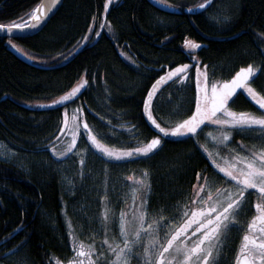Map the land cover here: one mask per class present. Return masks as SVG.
Returning a JSON list of instances; mask_svg holds the SVG:
<instances>
[{
    "label": "trees",
    "instance_id": "16d2710c",
    "mask_svg": "<svg viewBox=\"0 0 264 264\" xmlns=\"http://www.w3.org/2000/svg\"><path fill=\"white\" fill-rule=\"evenodd\" d=\"M40 1L0 0V23L26 21ZM162 1L183 8L202 0ZM103 3L63 0L38 33L0 37V143L28 157L23 161L0 157V262L52 264L66 247L67 225L77 228L72 208L79 190L74 193L49 150L50 144L59 147L66 137L59 131L65 109L70 114L81 108L83 119L101 140L134 147L135 142L157 135L142 101L151 83L163 74L161 66L167 71L178 64L198 63L203 71L207 65L208 71L216 69V73L208 72L210 80L228 79L247 63L264 69V0H216L197 15L166 13L147 0H115L104 13ZM105 16L111 31L99 26L106 23ZM89 26L101 35L89 33ZM186 38L200 42L201 48L187 49ZM10 46L23 49L36 65L19 59ZM82 77L89 83L76 97L45 105ZM251 83L264 92V71L258 70ZM159 94L153 113L158 122H164ZM3 96L7 97L1 100ZM228 106L258 110L242 92ZM198 137L202 141V134ZM196 148L193 138L168 140L158 166L154 155L142 165L151 171L160 168L167 173V182L186 184L198 163L193 160Z\"/></svg>",
    "mask_w": 264,
    "mask_h": 264
},
{
    "label": "snow or ice",
    "instance_id": "6c2138e0",
    "mask_svg": "<svg viewBox=\"0 0 264 264\" xmlns=\"http://www.w3.org/2000/svg\"><path fill=\"white\" fill-rule=\"evenodd\" d=\"M57 2L58 0H48V3L37 5L27 14V23H0V29L12 32L13 29L35 28L48 16L51 7ZM112 3L113 0H104V13L108 12ZM210 3L211 0H203L198 7L205 8ZM105 21V24L99 26H107L111 31V22L107 21L106 16ZM95 22L93 18V23ZM88 32L95 36L101 35L91 26L88 27ZM88 39L87 35L83 37L85 41ZM183 44L189 50L201 48V43L194 39L186 38ZM20 51L23 52V49ZM190 59L197 61L198 57L190 56ZM193 66L196 90L194 110L185 118L173 122V126L164 127L153 113L154 98L161 87L170 81H178L183 85L188 79L189 69ZM258 70L264 71L259 65L247 63L240 66L230 79L209 83L207 65H204L203 71L198 63L178 64L167 71L161 66L160 71L163 74L151 83L142 101L144 114L159 130V134L135 142V147L116 148L104 143L93 133L87 120L83 119L81 108L73 110L71 124L65 109L59 129L68 138L64 149L57 151L55 145H49L51 152L59 157H67L77 148V140L83 130L87 133L85 139L90 141L92 147L110 158L109 162H129L130 158L154 154L163 144L162 136L194 139L205 121L221 126L217 135L208 133L218 146L227 147L232 143L233 131L250 134L259 143L246 146L241 141L239 146L244 149L243 153L229 149V154L221 155L219 151L213 152L207 145L196 141L197 146L203 149L204 158L209 161V167L215 175L209 176L207 168L197 171L194 177L196 182L191 185L189 193L182 201L154 210L148 201L152 191L149 170L142 169L139 176H126L125 179L131 182L129 192L133 201L132 205H126L131 212L130 216L123 210L110 216L105 196L102 198L106 205L100 219L103 236L99 247L94 240L86 243L78 240L75 233H70L73 255L66 260L57 259L56 264H133V260L136 264H221L223 248L233 228L242 229L243 235L231 264H264V92L258 91L251 83ZM88 83L82 77L68 93L51 103L69 101ZM238 89H243L259 106V114L236 111L228 106L229 100ZM132 127L134 130V126ZM80 151L86 153L87 149ZM79 164H84L83 156L79 158ZM253 193L256 196L255 203L251 205L253 214L246 222H241L239 217L249 208V197ZM132 208L135 210L132 211ZM165 212L168 213L167 216ZM110 225H118V232L112 239L108 234Z\"/></svg>",
    "mask_w": 264,
    "mask_h": 264
},
{
    "label": "rangeland",
    "instance_id": "374dc122",
    "mask_svg": "<svg viewBox=\"0 0 264 264\" xmlns=\"http://www.w3.org/2000/svg\"><path fill=\"white\" fill-rule=\"evenodd\" d=\"M129 58L130 57H128V59ZM208 72L216 73V69L211 68V70ZM232 75H234V73ZM230 78L231 76L228 79ZM214 80L216 79H209V83L213 82ZM79 82L80 80L77 83ZM161 89L159 90L160 94L159 98H157V101H160L162 103V107L164 108L162 110L163 112L161 113V117H163V119L165 120L164 122L167 123V127L173 126V122L185 118L187 115L191 114V110H194V97L196 90L195 71L192 70V67L189 69L188 79L183 85H180L178 81H170L166 85H163ZM69 91L70 90H68L66 93H68ZM56 100H59V98H57ZM191 101L193 102L191 103ZM63 102L57 104H52L50 102L45 105L56 106ZM187 104L188 106L190 104V106L184 107ZM256 106L259 109V106ZM73 110L70 114L67 113L69 124H71L72 117L74 115ZM256 113L259 114L260 112ZM220 118L222 119L224 117ZM205 124L208 125L207 127H205V129H202L201 133L205 134L207 141H212L208 133H212V135L218 134L221 130V126L215 124L212 121H205ZM86 135L87 133L81 130V135L77 140V148L73 149V152L69 153L67 157L56 156L51 152V148H49V150L57 159L55 164L59 170V173L62 176H65V179H69V185L71 186V188H73L74 193H76L78 190V192L80 193V197L74 202V206L72 208L77 228L72 225V229H70V231L68 232V236L70 237V233H75L76 237H80L81 235L83 236L82 240L85 239L84 241L86 243H90L94 240L97 247H99L100 241L102 240L103 236L100 219L106 205L105 200L102 198H104L105 196L107 197V207L109 208L110 216L113 213L118 214L121 210L131 214L129 208L126 207V205L133 204L131 194L129 192L131 182L127 181L125 177L133 174L139 176L142 169H147L148 166L142 165L147 157L130 158L129 162H109L110 158L104 156L103 153L92 147L90 141H87L85 139ZM237 136H245L241 139V141L246 146H251L253 144L259 143V141L252 135L241 134L235 131H233V136L231 139L234 140L235 138H237ZM170 137L176 136L170 135ZM67 139L68 138L65 137L61 140L60 145H58L59 147H56L57 151H63L65 141H67ZM103 142L116 148H122L105 141ZM231 144L232 143H230L227 147L217 145L216 148L211 146L209 148L213 152L219 151L221 155H227L229 154V149H232ZM81 149H87L86 153L81 152ZM81 156L84 157L83 165L79 164V158ZM0 157L15 161H23L24 159L28 158L23 153L13 150L8 145L1 143ZM79 181H81L80 186L78 184ZM131 210L134 211L135 209L132 208ZM116 232H118V225H110V230L108 233L109 238L112 233L115 234Z\"/></svg>",
    "mask_w": 264,
    "mask_h": 264
},
{
    "label": "flooded vegetation",
    "instance_id": "af4514ba",
    "mask_svg": "<svg viewBox=\"0 0 264 264\" xmlns=\"http://www.w3.org/2000/svg\"><path fill=\"white\" fill-rule=\"evenodd\" d=\"M240 92L243 93V95L252 103L255 104L254 101L251 100L250 97H248L247 93L243 90V89H238L237 93L234 94V96L238 95ZM256 106V104H255ZM258 108V107H257ZM235 110V109H234ZM236 111H250V110H238L236 109ZM251 112H260L259 109L257 111H251ZM162 126L167 127V123L163 122L162 120L159 121ZM208 125V124H207ZM207 125L205 124L204 126L201 125V129H205V127H207ZM156 129V128H155ZM201 129H198V135L202 134L201 133ZM157 134H159V130L156 129ZM198 135L194 138V140L198 141L199 144H205L207 145L208 149L211 150L209 147H217V144L214 141H207L205 134H202V141L200 140V138L198 137ZM217 135V134H216ZM245 137V136H237V138H235L234 140H232V149H234L236 152H240L243 153L244 149H242L239 146V142H241V139ZM185 137H163L162 136V140H163V144L160 147L159 150H156L154 154H150V155H154L155 158V162L158 164L160 163V156H162L163 154H161V150L163 149V146L166 144V142L168 140H175V141H181L182 139H184ZM188 138V137H186ZM196 150H197V154H195L194 156L196 157V159L194 158L193 160L197 161L198 163L196 164L194 171L190 174V176L186 177V184L182 183V181L180 180L179 183H175L176 180H172L167 182L166 181V177L168 176L167 173H162L160 168H154L152 171L147 168L149 170L150 173V178H151V193L148 196V201L149 204L152 206V209H156L160 206H164V205H173L175 202L177 201H182L184 199V197L189 193L190 187L192 184H194L195 181V173L197 171H201L205 168L208 169V175L209 176H214L215 173H213L212 168L209 167V161L207 159L204 158L203 155V149H200L197 146L196 143ZM164 150V149H163ZM149 156V155H148ZM142 159V158H141ZM155 163V164H156ZM161 167V165H160ZM142 168V166H141ZM126 172V171H125ZM186 174V173H185ZM164 179V180H163ZM121 182V180H120ZM221 183H223V181L221 180ZM172 184V185H171ZM246 195H248L246 193ZM256 200V196L255 193H253L250 197H249V208L246 209L245 213L243 215H241L239 217V219L241 220V222H246L247 219H250V216L252 213L251 211V205L255 203ZM131 213V212H130ZM130 215V214H129ZM165 215L167 216L168 213L165 212ZM70 229H72V224H68L67 225V238H65L64 240H66V247L63 250V254H57L54 262L52 264H56V260L60 259V260H66L67 258L71 257L73 255L72 249H71V239L68 236V232L70 231ZM114 233L111 234L110 239H112ZM242 235H243V230L240 228H233L231 229L230 233H229V237L225 242V247L223 248V253L224 255L221 258V264H231L235 253L237 252L239 245L241 243V239H242ZM78 240H82L83 236L80 235L76 237ZM85 240V239H84ZM14 251V250H13ZM12 252V251H11ZM10 254V252L8 253ZM0 263H4V262H0ZM133 264H136V261L133 260Z\"/></svg>",
    "mask_w": 264,
    "mask_h": 264
},
{
    "label": "water",
    "instance_id": "95a60500",
    "mask_svg": "<svg viewBox=\"0 0 264 264\" xmlns=\"http://www.w3.org/2000/svg\"><path fill=\"white\" fill-rule=\"evenodd\" d=\"M147 1L150 4H152L154 7H156L157 9H159L163 12H166V13L197 15V14H200V13L206 11L208 8H210L216 0H211L210 5H206L205 8L198 7V5L203 2V0L196 5L187 6V7H183V8H178V7L171 5L169 3H166L162 0H147ZM62 2H63V0H58L57 4L53 7H51V11L49 12L48 16L39 25H37L35 28L30 27V28H26V29H13L12 32H8L6 29H0V37L20 38V37L32 36V35L38 33L39 31H41L43 29V27L50 20V18L58 11ZM41 3H48V0H41L38 5H40ZM24 22L27 23L28 20H26ZM237 36H238V34L234 35V36H230V37L221 38V40L233 39ZM9 49L22 61H24L28 64H34L33 60L30 57L26 56L23 52L19 51L15 47L10 46ZM34 65H36V64H34ZM6 97L7 96H3L1 98V100L5 99Z\"/></svg>",
    "mask_w": 264,
    "mask_h": 264
}]
</instances>
